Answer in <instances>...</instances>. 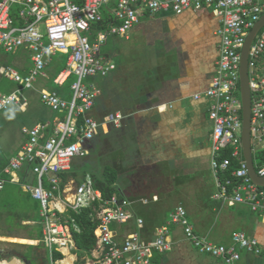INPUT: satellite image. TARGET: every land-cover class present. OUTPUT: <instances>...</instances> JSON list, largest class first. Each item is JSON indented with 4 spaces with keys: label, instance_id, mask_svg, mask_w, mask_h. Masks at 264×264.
Returning a JSON list of instances; mask_svg holds the SVG:
<instances>
[{
    "label": "built area",
    "instance_id": "obj_1",
    "mask_svg": "<svg viewBox=\"0 0 264 264\" xmlns=\"http://www.w3.org/2000/svg\"><path fill=\"white\" fill-rule=\"evenodd\" d=\"M111 0H0V52H30L32 64L26 73L0 61V75L17 83L10 92L0 91V112L11 104L21 110L29 105L26 89H35L39 78L47 76V68L59 52L67 55L66 67L56 76L63 85L72 75L73 95L57 88H41V101L56 114L52 120L24 126L25 141L2 168L0 192L8 183H20L19 172L29 166L23 189L39 201L42 242L49 250L51 264H76L80 251L73 234L80 232L73 213L97 205L92 217L99 220V237L93 250L96 260L86 264H154L155 251L170 250L169 233L174 225L183 229L186 238L200 252L221 258L225 264H237L242 250L261 253L258 238L243 231L232 235L231 244L214 242L199 233L182 204L157 228L154 239L141 234L144 220L134 211L128 196L113 194L104 198L87 173L81 182H64L63 174L71 170L76 157L90 154L89 144L111 127L122 125L124 114L112 112L103 118L94 115L102 90L86 84L89 76L107 77L116 69L111 59L101 55L107 38L105 30L92 32V24L102 20V8ZM209 8L219 20V58L209 86L194 95L210 100L212 121L211 169L217 189L215 200L229 205L244 204L264 217V186L254 182L244 156L242 144L243 116L240 87L241 50L249 31L264 13V0H116L114 16L119 20L107 32L127 37L133 25L146 14L159 12L183 14L187 10ZM44 26V28H43ZM45 29V31H44ZM91 36H94L92 40ZM249 86L251 91V147L256 172L264 177V161L258 154L264 150V26L257 33L249 50ZM225 150L230 156H223ZM231 159L239 166L230 176ZM135 220V231L122 243L115 239L111 225ZM56 252L61 257H56Z\"/></svg>",
    "mask_w": 264,
    "mask_h": 264
},
{
    "label": "crops",
    "instance_id": "obj_2",
    "mask_svg": "<svg viewBox=\"0 0 264 264\" xmlns=\"http://www.w3.org/2000/svg\"><path fill=\"white\" fill-rule=\"evenodd\" d=\"M115 5L116 0H111L103 7L113 13ZM220 26L215 13L209 8L198 11L187 10L179 15L162 11L155 15L146 14L140 18L129 31V35L125 37L132 40L123 48L127 61L120 64L111 59L117 66L110 80L111 102L115 104L117 101L119 107L112 112L123 113L124 119L121 127L114 129L110 134L117 133L119 140L123 137L120 133L124 131L127 152H129L125 159L127 174L120 173L117 186L122 195L134 194L129 198H133L136 215L144 220V226L140 231L145 239H154L157 228L168 220L162 213L170 199L175 197V205L169 209L170 212L178 205H184L196 230L210 239L212 237L211 240L214 242L231 244L232 235L237 231H243L251 237L258 238L262 252L242 250L241 259L237 264H264V217L262 214L252 211L244 204L229 205L213 198L217 185L210 165L213 126L209 118L210 100L206 97L198 100L194 98L196 93L209 86L215 74L219 58L218 30ZM133 53H137L138 56H132ZM55 56L46 70L47 76L39 78L45 83L34 89L38 94L41 88L65 85L66 81L63 85L55 83V76L63 70L54 63ZM151 59L157 62L151 63L149 61ZM21 66L22 73H26L31 65L27 67L22 64ZM16 68L19 70L17 66ZM91 84L97 85L94 82ZM58 90L69 97L65 90ZM101 90L103 93L104 89L101 88ZM100 97L93 113L98 118H103L104 115L101 117L97 113ZM54 115L52 111L49 119L37 121L28 127L52 120ZM102 134L107 136L109 132H103L100 135ZM21 135L23 139L18 149L25 141L22 129ZM7 161L8 159L3 163ZM115 161L119 162L118 156L115 157ZM132 163L140 164V167L137 168ZM112 166L118 168L115 164ZM28 172L24 175L25 181ZM19 177L22 180L21 176ZM21 180L20 183L10 184L20 185ZM68 180L71 187L73 182H77L73 177H69ZM140 186H144L145 190H142ZM13 193L14 198L7 199L6 196L4 201L7 199V203L1 205L3 209L0 212V221L2 222L1 219L4 221L7 216H13L19 223L15 230L0 233V239L8 240L1 237L32 239L28 237L30 229L27 230V236L20 234L18 230L22 227L31 228L29 224L23 222H37L16 209L13 211L11 206L19 210L20 207H24L20 199L21 195L33 197L19 187H15ZM10 195L12 194H8ZM136 196H139L137 198L141 201L138 203L139 208L136 206ZM1 213L5 214L2 218ZM19 215L20 221L17 218ZM36 225H41V219ZM236 225L242 229H233L229 233V228ZM111 227L119 243H122L136 228L134 219L124 224L113 223ZM171 231L172 228L170 233ZM41 239H32L34 242L26 243H32L33 246L43 244L40 242ZM43 246L49 255L48 248L44 244ZM38 252L37 254L41 255ZM88 252L79 251L78 254H84L79 261L96 260V252L93 249ZM156 252L161 258V264H225L221 258L197 250L186 238L184 232L182 239L172 242L170 250L155 251L154 254ZM41 256L47 264L44 251Z\"/></svg>",
    "mask_w": 264,
    "mask_h": 264
},
{
    "label": "rangeland",
    "instance_id": "obj_3",
    "mask_svg": "<svg viewBox=\"0 0 264 264\" xmlns=\"http://www.w3.org/2000/svg\"><path fill=\"white\" fill-rule=\"evenodd\" d=\"M111 5L113 6L114 3L112 2ZM44 28V26H43ZM99 29L93 28L92 32L94 35ZM45 31V29H44ZM107 34V38L105 42L101 46V55L105 56L106 58L112 59L114 61H117L120 64H124L126 60V52H123V48L127 46V44L131 43L132 40H128L125 37L119 36V35H113L109 34L107 30H105ZM92 40L94 39V36H91ZM132 56L136 55L138 56L137 53L131 54ZM62 58V57H60ZM0 61L4 64H11L14 65L15 67L18 65H26L29 67L32 64V61L30 59V52L28 50H21L19 53H11V52H6V51H1L0 52ZM25 61V63H24ZM151 63L157 62L155 59L149 60ZM116 72L113 71L109 76L101 78L99 76H89L84 79V82L86 84H91L92 82L96 83L97 86L101 87L104 89L102 96L100 97L98 104H97V113L103 117L105 114L112 112L113 110H116L119 108L117 106V101L114 103L111 102V90H110V80L113 76V74ZM1 81V86L5 89L4 91H8V89H15L17 87V83L14 81H11L9 79H5L2 76H0ZM76 80V76L73 75L69 81L64 85V86H55L58 89L65 90L69 97L73 95V90L71 89V85L73 82ZM44 84L45 81L39 79L35 85L38 87L40 85ZM25 93L27 97L29 98V106L26 111H22L18 105L16 104H11L7 109L3 110L0 112V176L2 175V163L4 160L9 159L13 154L16 153L21 141H22V135H21V129L24 126H29L34 124L37 121L49 119L52 114V110L49 109L40 99L39 94L37 91L34 89H26ZM124 98V97H123ZM54 114H56L54 112ZM120 133V132H119ZM120 136H123L121 139L119 138L117 133L112 132L109 135L104 136L103 134L97 137V141L95 142L94 145H91V150L92 153L89 156L86 157H76L73 160V166L79 171V174H83L85 170L88 169H102V167L105 164H115L121 171V175L127 174V161L126 159V154L129 153L127 152L128 146L126 145L127 139L124 136V131L120 133ZM123 140V141H122ZM122 141V142H121ZM118 156L119 162L115 161V157ZM118 163V164H117ZM134 166L140 167V164H134ZM132 165V166H133ZM131 166V167H132ZM125 169V170H124ZM29 171V166H25L21 172L20 176L22 178L21 184L20 185H15V184H8L6 187V191L0 192V212L2 211L1 205L3 203H7V199H13L14 198V193L13 191L15 190V187H19L22 190V185L26 184V181L24 179V175L27 174ZM132 176V175H131ZM142 190H145L144 186H140ZM139 188V189H140ZM149 189V188H148ZM12 194L8 196V194ZM7 196V199L4 201L5 197ZM139 196H136V206L139 208L141 203L140 198H137ZM174 197V196H173ZM20 199L22 200L24 207H20L19 210L13 206H11L12 210L14 211L15 209L17 211H20L23 215H27V217H30L31 219L35 220V222L40 221V217L38 215V210L40 207L39 201L27 196V195H21ZM138 199V200H137ZM173 200V201H171ZM175 197L171 198L167 208L164 210L162 213L164 217L167 219L170 218V208L174 207L175 205ZM185 204V203H184ZM172 209V208H171ZM232 210V209H231ZM5 214L1 213V218L4 217ZM25 217V216H24ZM18 220L20 221V215L17 217ZM2 222L0 221V233H9L8 231H12L16 229V226L18 225V221L13 217V216H7L6 219ZM24 224H29L31 228H25L22 227L20 230V234L27 236V230L30 229V231L35 234L36 231V225L37 223H25ZM218 224H220L218 222ZM221 225V224H220ZM220 227V226H217ZM240 230L242 229L240 226H232L229 228V233L232 230ZM14 233V232H13ZM228 233V235H230ZM183 238V232L180 226L178 225H173L172 226V231L169 234V240L171 242L177 241L178 239ZM228 238V237H227ZM211 239H213L211 237ZM30 245H33L32 243H21V242H16V241H9V240H3L0 239V247H5V248H15L21 252H28L31 249L34 252H40L41 254L45 253L46 255V262L47 264L50 263V258L47 253V250L44 248L43 244L39 245H34V247H31ZM263 247V246H262ZM38 252V253H39ZM89 257L91 258V254H89ZM13 258H18L22 260L19 256L11 255L7 256L4 258H0V261L3 260H10ZM24 262V260H22ZM25 263V262H24Z\"/></svg>",
    "mask_w": 264,
    "mask_h": 264
},
{
    "label": "trees",
    "instance_id": "obj_4",
    "mask_svg": "<svg viewBox=\"0 0 264 264\" xmlns=\"http://www.w3.org/2000/svg\"><path fill=\"white\" fill-rule=\"evenodd\" d=\"M79 3H81L83 0H77ZM113 2V1H112ZM114 3V2H113ZM106 6V5H105ZM102 20L99 22H95L92 24V30L93 28L96 29H103V30H108L112 25L118 24L119 20L114 16V14L106 9L105 7L102 8ZM62 57V58H60ZM66 58L67 55L59 52L55 56V61L56 65H58L59 68H64L66 66ZM21 72H23V68L21 65L17 66ZM71 76L66 80L65 84L69 81ZM1 81L0 80V90L4 91L5 89L1 86ZM12 89H8L10 91ZM117 130L114 127H111L109 130V133L113 130ZM98 139L95 138L92 142H90L89 147L91 145H94L95 142ZM92 153V150L90 148V155ZM223 156H230V151L225 150L222 153ZM258 158L260 159V162L264 161V150L261 151L258 154ZM6 165V162L1 165L3 168ZM239 166V162L237 159H231V165L229 170L223 175L224 177L230 176L231 172ZM90 173L93 177L94 180V185L95 187L99 188L102 193L104 198H108L112 196L113 194H121L120 188L117 186V183L119 181L120 177V170L116 168L115 166H112L110 164H105L102 169H88L83 172V174H79V171L72 165L71 170L63 174V179L64 182L68 180L69 177H73L77 182H81L84 176ZM122 195V194H121ZM133 193H131L129 196L130 198L133 197ZM128 196V197H129ZM133 199V198H132ZM97 205H93L90 208H85L83 209L82 212L80 213H73V216L75 217V220L77 224L80 226V232H74L73 237L74 240L79 247L80 251H91L93 248L96 247L97 245V240L99 237V220L98 218L92 217L93 213H95ZM26 226V225H24ZM36 233L33 234L32 232H29L28 237L32 239H41L42 237V227L41 225H36L35 229ZM31 247H34L33 245H30ZM79 257H83L84 254H79ZM56 257L59 258L61 257L60 252H56ZM153 263L155 264H161V258H159V254L156 252L154 254V257L152 259ZM77 264H86L85 261H79Z\"/></svg>",
    "mask_w": 264,
    "mask_h": 264
},
{
    "label": "water",
    "instance_id": "obj_5",
    "mask_svg": "<svg viewBox=\"0 0 264 264\" xmlns=\"http://www.w3.org/2000/svg\"><path fill=\"white\" fill-rule=\"evenodd\" d=\"M264 26V13L260 19L254 24L248 33L245 44L241 50V67H240V87L242 100V116H243V130H242V144L244 156L248 163V168L254 182L260 186H264V177L259 176L256 172L251 147V91L249 86V50L256 37L257 33Z\"/></svg>",
    "mask_w": 264,
    "mask_h": 264
},
{
    "label": "flooded vegetation",
    "instance_id": "obj_6",
    "mask_svg": "<svg viewBox=\"0 0 264 264\" xmlns=\"http://www.w3.org/2000/svg\"><path fill=\"white\" fill-rule=\"evenodd\" d=\"M11 255L19 256L26 264H45V260L41 256L42 254L39 255L37 252H33L32 250L28 252H21L15 248L0 247V257H7Z\"/></svg>",
    "mask_w": 264,
    "mask_h": 264
},
{
    "label": "bare ground",
    "instance_id": "obj_7",
    "mask_svg": "<svg viewBox=\"0 0 264 264\" xmlns=\"http://www.w3.org/2000/svg\"><path fill=\"white\" fill-rule=\"evenodd\" d=\"M1 238H5V239H8V240H15V241L23 242V243L34 242V240L27 239V238H18V237H1ZM0 264H22V262L18 258H13V259H10V260L0 261Z\"/></svg>",
    "mask_w": 264,
    "mask_h": 264
}]
</instances>
